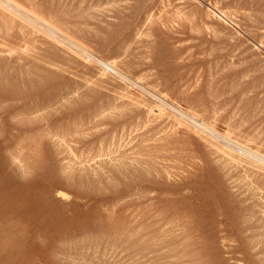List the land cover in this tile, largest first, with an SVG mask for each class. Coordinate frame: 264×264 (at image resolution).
Returning a JSON list of instances; mask_svg holds the SVG:
<instances>
[{
	"label": "rangeland",
	"instance_id": "obj_1",
	"mask_svg": "<svg viewBox=\"0 0 264 264\" xmlns=\"http://www.w3.org/2000/svg\"><path fill=\"white\" fill-rule=\"evenodd\" d=\"M16 1L90 54L0 6V264H264V164L97 61L264 155V0Z\"/></svg>",
	"mask_w": 264,
	"mask_h": 264
},
{
	"label": "bare ground",
	"instance_id": "obj_2",
	"mask_svg": "<svg viewBox=\"0 0 264 264\" xmlns=\"http://www.w3.org/2000/svg\"><path fill=\"white\" fill-rule=\"evenodd\" d=\"M0 6L2 8H4V9L8 10L9 12H11L14 15L17 14V15L23 17L24 19L29 20L33 24L35 23V25L38 24L39 25L38 27H40V28L44 29V31L50 33L52 36H54L55 38H57V40L58 39L61 40V41L63 40L65 42H67L68 44H70L75 49L79 50L80 52H83L85 54H90V50L85 45H83L80 41H78L77 39H75L74 37H72L71 35H69L66 31H64L62 28H60L56 24L52 23L51 21H49L47 18L43 17L41 14H39V13H37V12H35V11L27 8V7H25L24 5H22L18 1H16V0H0ZM219 14H220V12H219ZM216 15H218V14H216ZM97 61L99 62V64H101L102 66L106 67L108 70H110L114 74H116L119 77L127 80L128 82H130L134 86L138 87L139 90H141L145 94H147V95L155 98L156 100H158L160 103H162L168 109H170L171 112H173L176 115V117H178L180 119H183V120H186L187 122H190L191 124H193L195 127H197L198 129H200L204 133H207L208 135H210V137H213V139L215 138L217 140H222L226 144L225 146H231L235 150H238L239 153H241V154H243L245 156H249V157L253 158L254 160H256V161L264 164V155L260 154L257 151H254L252 149H249V148H247V147L239 144L236 141H232L228 137L229 134L226 136L222 132H219V130H217L214 127H212V125H209V124H207V123H205L203 121L197 120L193 115H191V114L188 113L191 110H189L188 112H186L183 109L176 108V107L173 106V104L172 105L169 104L167 101H165L162 98L156 96L155 94L150 93V92H148L146 90L144 91V89H142L140 86H138L136 84L137 82L136 83L133 82L132 81L133 79L130 80V78L128 76H126L123 73V71L120 69L122 71L121 72L117 68V66L115 65V63H113V62H111V63L110 62H106L103 59H99V58H97ZM194 115H195V113H194ZM199 117H201V116H199ZM231 154H233V152Z\"/></svg>",
	"mask_w": 264,
	"mask_h": 264
}]
</instances>
